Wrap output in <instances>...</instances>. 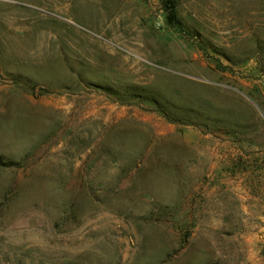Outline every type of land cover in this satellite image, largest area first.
Masks as SVG:
<instances>
[{"label":"rangeland","instance_id":"rangeland-1","mask_svg":"<svg viewBox=\"0 0 264 264\" xmlns=\"http://www.w3.org/2000/svg\"><path fill=\"white\" fill-rule=\"evenodd\" d=\"M0 0V264H264V0Z\"/></svg>","mask_w":264,"mask_h":264},{"label":"trees","instance_id":"trees-1","mask_svg":"<svg viewBox=\"0 0 264 264\" xmlns=\"http://www.w3.org/2000/svg\"><path fill=\"white\" fill-rule=\"evenodd\" d=\"M162 6L165 11V20L169 25L176 26L181 29V20L177 17L175 9V0H162ZM13 161H4L2 155H0V165H14Z\"/></svg>","mask_w":264,"mask_h":264}]
</instances>
